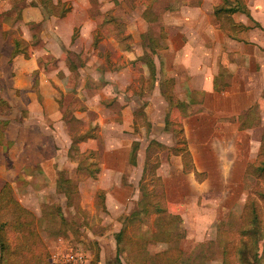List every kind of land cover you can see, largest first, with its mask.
Listing matches in <instances>:
<instances>
[{
  "label": "rangeland",
  "instance_id": "374dc122",
  "mask_svg": "<svg viewBox=\"0 0 264 264\" xmlns=\"http://www.w3.org/2000/svg\"><path fill=\"white\" fill-rule=\"evenodd\" d=\"M12 1L17 5V10L27 9L32 13L31 18H35L31 0ZM61 1L72 8L64 19H55L53 24L60 45H65L62 53L41 24L18 27L5 35L6 42L2 45L4 54H7V41L21 39L30 44L32 57L36 58L39 67V80L43 74L48 76L59 70L53 83L57 91L55 103L45 102L39 94V81L36 89H25L30 81V73L17 75L14 70L11 72L7 64L0 67V119L10 121L4 131L5 142L3 145L0 143V185L11 180L16 196L32 190L28 200L33 204L37 232L47 248L48 262L54 252L52 250L60 244L65 246V250L88 249L96 253L99 249L100 264H116L114 231L117 215H127L133 211L135 202L141 198L142 188L151 196L161 192V184L165 181L170 199L167 208L181 216L175 243L178 241L176 244L183 257L186 254V260H190V263L184 264H222L226 252L219 241V234L229 239L226 245L230 248V263L240 264L236 253H239L243 243L239 241L237 230L248 196L243 189L241 173L257 157L258 145L264 135V111L260 112L261 122L248 134L197 129L188 123L186 132L192 156L211 171L205 170L207 176L200 181L197 175L183 174L181 159L174 154L176 147L181 148L177 144L180 138L164 130V119L168 114L165 116V110H160L162 102L156 86L158 79L151 81L149 67L144 61L136 60L149 57L151 71L157 74V66L152 63L158 59L150 47L142 43L141 35L148 31L152 33L151 36L160 35L161 28L164 29V15L172 0ZM111 18L116 19L117 24H103L105 19ZM40 32L44 33V40H39ZM74 33L76 40L72 42ZM95 37L99 39L96 48L93 46ZM70 65L74 67L72 73L68 72ZM149 105L153 107L155 119H161L154 126L148 125L147 121L145 110ZM41 106L44 107L42 115ZM58 107L64 115V125L47 119V114L51 117ZM198 108L191 107L188 114H196ZM124 111H127L125 115ZM176 117L175 114L170 115L171 121L179 122ZM39 120L47 127L43 131L53 133L51 137L40 130V125L36 123ZM176 128V125H172V129ZM87 133L96 138L78 144V148L86 147L88 151L91 150L90 144L95 147L100 173L96 178H91L85 170L77 171L75 166L72 168L73 164L69 161L65 168L68 174H63L73 178L78 185V193L73 194L71 205H68L65 196L58 192L57 183L56 188H51L55 185L51 178L58 175L59 161L69 154L72 138ZM154 140L162 142L163 147L152 146L148 149ZM133 147L138 149L137 166H131L128 162V154ZM71 153L76 155L74 151ZM43 154L48 161L46 167L49 171L46 174L35 167L41 165L39 159ZM76 158L86 166V155L81 157L79 153ZM155 160L159 164L158 169L164 163L160 172L156 173L160 175L158 180L151 173ZM30 166L33 169L27 175L25 168ZM195 169L199 171L196 166ZM43 191H48L50 195V201L46 204L40 200ZM37 193L40 198L36 197ZM109 193L110 203L116 207L114 215L117 218L112 217L110 211H103L102 205L107 202ZM58 205L60 210L57 209ZM43 207L45 211H53V215L45 216ZM229 212H234L237 225L233 222L230 226L220 224L219 227L220 221ZM152 224L153 219L149 218L145 224L138 222L128 225L127 234L132 242L126 245L127 253L167 251L166 243L154 242L146 235L154 229ZM248 243L250 251L247 253H252V247L254 251L257 249L259 253H264L263 238L257 237ZM1 256L0 251V264ZM251 256L250 260L253 259ZM128 262L134 264L132 259Z\"/></svg>",
  "mask_w": 264,
  "mask_h": 264
},
{
  "label": "crops",
  "instance_id": "0c3cea01",
  "mask_svg": "<svg viewBox=\"0 0 264 264\" xmlns=\"http://www.w3.org/2000/svg\"><path fill=\"white\" fill-rule=\"evenodd\" d=\"M51 1L54 5H58L59 2L67 3L61 0H58L57 2H54V0ZM220 2V0H172L171 5H169V9L164 15V29L161 28L160 30L164 35V38L159 40L161 48L157 49L154 53L151 51L152 54L158 59L157 61L152 63V65L156 64L155 66H157L156 69L158 70L157 74H155V77L158 79L156 86L158 94L160 96V100L162 102L160 105V110H162V108L165 110V116L170 112V107L166 100L163 98L159 87V79L161 78L162 71V73L168 79H172L173 91L176 98L179 101L186 102L188 104L186 116L181 115V112L179 110H176L174 114L178 116L176 118H179L178 120L180 121L184 129V134L188 142V148L191 155L194 171L203 173L206 176L207 173L205 172V170L210 172L211 169H209L206 165H202L199 162L198 158H193L190 151L189 137L186 132L188 129V123H190L191 127H195L197 129L207 128L210 130L216 129L221 131L231 130L235 135L241 133L248 134L247 132L252 129L254 130L261 122L260 112L264 111V0H245L250 11V17L241 13L234 14L232 17L235 23L242 24L248 27V30L236 32L233 34V36H229L223 29H221L219 23L214 17V9L217 5L220 4ZM30 5L31 9L35 10L34 19L31 18L32 13L27 9H24L23 11L21 9L17 10V5H15L14 1L0 0V67H2L4 64H7L11 67V72L12 70H14L13 72L17 75L23 74V72L30 73L31 83L29 81L28 87L25 89H28L29 91H31V88L36 89L39 81V94L43 97L45 102L51 101L52 103H55V99L57 98V91L54 88L53 83L56 77H58L59 75V70L51 72L50 75L48 74V76L43 74L42 78L39 80V67L37 65L36 58L32 57L30 47V58H25L23 55H19L14 58L12 57V52L14 49V39L10 42L7 41V54H4V51L2 50V45L6 42L5 35L13 32L18 27L23 28V26H25L26 24H41L45 28L44 30L51 34L52 41L57 46V48L60 49L59 52L62 53L64 51L65 45H60V38L56 30L54 29L53 24L55 19H64L66 16L63 18H59L56 16H47V13L43 9V5L41 4V0L35 2L31 0ZM69 13H67L66 15H68ZM147 33H149V31L142 35H145ZM74 36L75 33L72 35V42H75L76 40H73ZM38 38L39 40H44V33L40 34ZM140 58L141 57H139V59ZM59 59L60 57L57 58V60ZM147 60L149 61L150 58L147 57ZM146 65L149 67L151 73V64ZM71 66L72 65H70V67ZM70 67H68V72L72 73L73 70H71ZM222 69L225 70V75L223 77L224 90L222 92H217L215 90V81L221 73ZM36 72L37 74H35ZM154 72L155 71L153 70V73ZM35 79L37 80L36 87H34ZM194 106H198L199 108L196 111V114L190 116V114H188V111L191 109V107ZM254 106L258 107L257 115L259 116V120H257V124L250 129L241 130L240 117L243 114L247 113ZM40 108H42L40 112V114L42 115L44 112V107L41 106ZM152 111L153 107L150 105L145 110L148 118L147 121L154 126L155 122L159 123L161 119H155V114H153ZM126 113L127 111H124V115ZM63 116L64 115L60 113L58 107L55 109V112L53 111L51 113V117L47 114V119L51 120V122H57L64 125L65 122L63 120ZM36 123H38V126L40 125L39 128L41 131L47 128L45 124L43 125V121L41 120L36 121ZM9 124L7 125V127L9 126ZM7 127L3 129L4 136L2 139H0V143L2 145L5 142L6 135L4 131ZM49 132L43 131L45 135L51 137L53 133ZM90 139L94 140L95 138ZM87 140L80 143H85ZM157 142L162 144V142L160 141ZM72 143L73 140L71 142V145L69 146V154H65L63 160L59 161V167L57 168V171L59 172L58 175L54 178H51L53 183L55 182V185L53 184L54 187H51L53 189L56 188V181L59 177L62 176L63 172L68 174L65 168L69 161L71 162V164H73L72 168H74L75 166L77 171H84L78 169L81 161L75 160L77 159L76 156L75 159H71L70 157ZM80 143L78 144L80 145ZM260 144L261 143H259L258 145L259 148ZM90 145L91 150L88 151H86V147H79V153L81 157L83 155H86V160L84 159L87 162L86 165L97 162L100 168L96 151H94L95 147H93L92 144ZM89 152H94L95 155L90 156ZM175 157L181 159V168L183 174L195 175L194 172H185L183 158L180 155H175ZM48 158L50 157H47V159ZM39 161L41 162V165H35V167L37 166L41 173H48L49 169H47L46 167L48 161L44 159V154L43 157H40ZM54 161L55 159H53V162ZM161 165L163 166L164 163L162 162ZM157 166H159L158 163ZM195 166L199 171L195 169ZM160 167L159 169L157 168L156 173L157 171L158 173L160 172ZM32 169L33 166L25 168L26 174L30 175L31 173L29 174L28 172ZM246 169H244L241 173L242 182L244 180ZM157 176L159 177L160 175L157 174ZM67 178L73 180L72 177L67 176ZM164 182L163 186L165 195L167 202L169 203L170 199L168 197L166 182ZM6 183H10L14 191L11 180L4 181L0 185V190ZM31 191H26L25 195L22 196H16L14 193V196L25 208L33 212V204L30 200H28L30 197L29 192ZM79 193L81 196L82 191H80ZM38 195L39 193H37L36 197L40 198ZM62 195L65 196V200L67 202L66 195ZM40 196L42 204H46L48 203V201H50V195L48 191H43ZM110 200L111 197L109 193L107 194V202L103 206V211L106 212L108 210L110 211L112 217H118V222L115 225L114 231L116 234L115 238H117V235L121 232L123 227L121 218L131 214L136 209V202L134 205L135 208L132 209L133 211H131L127 215H123L122 213H120L116 217L114 215L116 207H112L113 205H111ZM115 204L117 206L118 201ZM44 211L45 208L43 207L42 213ZM115 241L116 253L114 262L116 264H129L128 261H130L131 259L134 261V264H160L157 261L158 256L159 254L163 253H146V250H141L137 253H127L125 249V252L121 253L118 256L117 240L115 239ZM64 249L65 246L59 244L55 248V250L52 251H63ZM79 251H82V253L86 257L85 264H91L93 261L97 260V258V264L101 263V253L99 249H97L96 253H91V251L88 249H80ZM186 258L187 256L186 254H184L183 264L185 262L190 263V260H186Z\"/></svg>",
  "mask_w": 264,
  "mask_h": 264
},
{
  "label": "trees",
  "instance_id": "16d2710c",
  "mask_svg": "<svg viewBox=\"0 0 264 264\" xmlns=\"http://www.w3.org/2000/svg\"><path fill=\"white\" fill-rule=\"evenodd\" d=\"M41 4L47 13V16L63 18L71 11V7L66 3L59 2L58 5H54L51 0H41ZM237 13L250 17V11L245 0H221L220 4L214 9V17L216 21L219 23L220 28L229 36H233L234 33L242 30H248V27L234 22L232 16ZM116 22V19L111 18L105 19L103 24H117ZM151 35L152 33L150 32L142 35V43L145 46L150 47L151 51L154 53L157 49L161 48L159 40L164 38V35L162 32L158 37ZM35 38H37L36 35ZM73 40H75V36L73 37ZM98 44L99 39L95 37L93 46L96 48L98 47ZM13 45V58L19 55H23L25 58H30V44H27L21 39H14ZM139 60L150 65L146 57H141ZM70 69L74 70V67L71 66ZM35 74H37V72ZM224 75L225 70L222 69L215 81V90L217 92H222L224 90ZM150 78L151 81L156 79L153 72L150 73ZM36 86L37 80L35 79L34 87ZM159 87L163 98L170 107V112L165 118V130L173 132L180 138L177 140V144L178 146H181V148L179 149V147H176V149H174V154L180 155L183 158L184 170L186 173L194 172L199 181L204 180L206 178L205 174L194 171L188 142L182 124L180 121H171L172 119H170V115H173L176 110H179L181 115L186 116L188 104L177 100L173 91L172 79H168L162 71L161 78L159 79ZM257 110L258 107L254 106L240 117L241 130L250 129L257 124V120H259ZM8 124L9 121L0 120V139L3 138V129L7 127ZM148 125H150V123H148ZM172 125H176L177 128L172 129ZM90 138H96V136L87 133L81 135L79 138H72L73 143L70 150L71 159H75V156L79 155L77 144ZM152 146L163 147V145L157 141H152L149 144L148 149ZM72 151L76 152V155H72ZM89 155L93 156L95 153L89 152ZM137 158L138 149L133 147L129 154V164L137 166ZM82 163L83 162L81 161L78 169L86 170L91 178H96L100 170L98 163L93 162L86 166ZM157 168L158 166L155 161V164L151 169V173L153 176L155 175V178L157 176ZM158 178L159 177L157 176V180ZM56 183L58 192L65 194L67 197V204L71 205L73 194L78 193V185L73 180L67 178L65 174H63ZM161 185L163 186V184ZM243 188L248 192V196L245 201L243 214L240 218V223H238L237 230L238 237L240 238L239 241L243 244L238 251L239 253H236V255L240 264H264V253H259V250L257 249L254 251L253 247L251 249L252 253H247L250 251L249 241L252 242V240H255L257 237L264 239V135L261 139L256 160L247 166L243 180ZM142 189L144 190V188ZM143 190L141 192V198L136 202V209L131 214L121 218L123 228L116 238L118 256L121 253H124L126 245L132 242L127 234L128 225L138 222L140 224H145L146 219L151 218L153 219L152 226L154 229L148 231L146 235H148V237L154 242L166 243L168 245L167 251L164 252L165 254H159L157 261L160 264H183V253L176 244L178 241L175 243L177 238L176 228L182 222L181 216L173 214L168 210L164 186L160 193L155 192L151 194V196H148L150 193L147 194ZM57 209L60 210L59 205ZM44 212L45 216L53 215V211L46 210ZM235 218L236 216L234 215V212H229L223 217L222 221H220L219 227L220 224L229 225L233 224V222L237 225V222L234 220ZM63 220L64 218L62 221ZM219 236L221 237L219 241L223 248H225L224 250L226 252L224 253L222 264H231L228 258V255L230 256V248L226 245V240L229 239L223 238L220 234ZM14 243H16V245ZM37 245L38 248L36 249ZM0 251L2 255L1 264H50L47 260L49 257L47 248L37 232V217L32 211L25 208L16 199L10 183H6L0 190ZM249 255L253 256L252 260L249 259ZM97 260L93 261L91 264H97Z\"/></svg>",
  "mask_w": 264,
  "mask_h": 264
},
{
  "label": "built area",
  "instance_id": "2783aa9c",
  "mask_svg": "<svg viewBox=\"0 0 264 264\" xmlns=\"http://www.w3.org/2000/svg\"><path fill=\"white\" fill-rule=\"evenodd\" d=\"M86 257L82 251L63 250L53 252L50 256L51 264H85Z\"/></svg>",
  "mask_w": 264,
  "mask_h": 264
}]
</instances>
